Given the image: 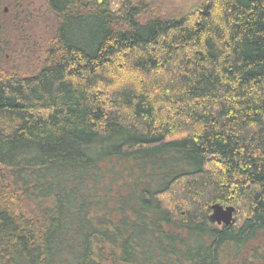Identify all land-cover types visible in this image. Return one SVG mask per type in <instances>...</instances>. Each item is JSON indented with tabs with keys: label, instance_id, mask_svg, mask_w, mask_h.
Returning a JSON list of instances; mask_svg holds the SVG:
<instances>
[{
	"label": "trees",
	"instance_id": "trees-1",
	"mask_svg": "<svg viewBox=\"0 0 264 264\" xmlns=\"http://www.w3.org/2000/svg\"><path fill=\"white\" fill-rule=\"evenodd\" d=\"M96 2L0 74V264H264V0Z\"/></svg>",
	"mask_w": 264,
	"mask_h": 264
},
{
	"label": "rangeland",
	"instance_id": "rangeland-1",
	"mask_svg": "<svg viewBox=\"0 0 264 264\" xmlns=\"http://www.w3.org/2000/svg\"><path fill=\"white\" fill-rule=\"evenodd\" d=\"M158 1L170 9L182 7L190 0ZM120 2L109 0V10L117 14ZM4 8H7L6 12ZM56 24L57 18L48 10L46 0H0V74L17 72L29 75L36 72ZM262 239L264 233L260 234L258 241ZM225 264H240V261Z\"/></svg>",
	"mask_w": 264,
	"mask_h": 264
},
{
	"label": "water",
	"instance_id": "water-1",
	"mask_svg": "<svg viewBox=\"0 0 264 264\" xmlns=\"http://www.w3.org/2000/svg\"><path fill=\"white\" fill-rule=\"evenodd\" d=\"M100 1V0H99ZM109 16V14H107ZM234 208L231 206H213L212 219L216 224L229 225L232 222Z\"/></svg>",
	"mask_w": 264,
	"mask_h": 264
},
{
	"label": "flooded vegetation",
	"instance_id": "flooded-vegetation-1",
	"mask_svg": "<svg viewBox=\"0 0 264 264\" xmlns=\"http://www.w3.org/2000/svg\"><path fill=\"white\" fill-rule=\"evenodd\" d=\"M96 4L100 6V7H99V11H100L101 13H104V14H106V15H107V14L110 15V13H112V11H110L109 8H108V4H107V5H106V4L104 5L102 0H100V1L97 0ZM3 11L6 12V11H7V8H4Z\"/></svg>",
	"mask_w": 264,
	"mask_h": 264
}]
</instances>
